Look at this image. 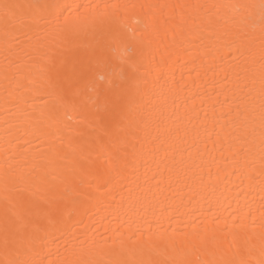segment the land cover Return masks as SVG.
<instances>
[{
  "label": "snow or ice",
  "instance_id": "1",
  "mask_svg": "<svg viewBox=\"0 0 264 264\" xmlns=\"http://www.w3.org/2000/svg\"><path fill=\"white\" fill-rule=\"evenodd\" d=\"M0 108V264H264V0H0Z\"/></svg>",
  "mask_w": 264,
  "mask_h": 264
},
{
  "label": "bare ground",
  "instance_id": "2",
  "mask_svg": "<svg viewBox=\"0 0 264 264\" xmlns=\"http://www.w3.org/2000/svg\"><path fill=\"white\" fill-rule=\"evenodd\" d=\"M81 3H123V2H135V0H80ZM3 120L2 108H0V122ZM2 132V128H0ZM71 239V237H69Z\"/></svg>",
  "mask_w": 264,
  "mask_h": 264
}]
</instances>
